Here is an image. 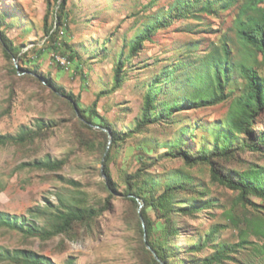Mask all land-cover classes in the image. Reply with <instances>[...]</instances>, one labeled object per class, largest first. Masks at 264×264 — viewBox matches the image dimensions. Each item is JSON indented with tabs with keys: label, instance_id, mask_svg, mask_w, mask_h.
I'll return each instance as SVG.
<instances>
[{
	"label": "rangeland",
	"instance_id": "374dc122",
	"mask_svg": "<svg viewBox=\"0 0 264 264\" xmlns=\"http://www.w3.org/2000/svg\"><path fill=\"white\" fill-rule=\"evenodd\" d=\"M180 1L62 0L63 26L58 27L61 8L55 0H0V37L6 34L23 59L36 60L20 64L7 57L0 38V133H16L23 126L37 131L26 143L0 145V210L52 227L54 216L67 203L95 209L92 218L76 220L67 231L47 238L0 225V246L33 249L54 264H154L145 250L138 203L127 190L144 183L159 195L169 185L184 183L174 190L175 208L169 214L178 230L166 236L170 264H201L223 243L233 250L215 264H264V234L254 227L264 217V200L249 195L244 203L239 190L213 176L214 166L231 177L262 170L264 153L246 148L230 157H215L214 164H189L168 154L180 144L193 151L213 148L234 98L244 91L245 78L235 70L225 100L205 106L189 101L203 89L197 72L209 52L222 51L227 44L231 64L245 60L264 75L262 55H250L237 35L236 18L246 0H218L210 10L204 9L206 0H199L187 16L134 49L147 24ZM54 29L55 38L50 35ZM55 40L59 48L47 51ZM63 57L70 61L68 66L61 63ZM121 60L123 82L114 88ZM17 64L28 70L16 69ZM36 65L45 77L80 93L85 106L105 91L98 110L108 119L111 134L88 128L68 99L56 94L45 77L33 74ZM156 79L157 111L171 106L173 113L135 131ZM38 120L46 125L40 128ZM255 129L264 130V111ZM240 138L250 141L251 136L241 133ZM47 156L59 166L28 164ZM138 170L141 177L131 184ZM194 205L204 207L189 213L178 210ZM151 216L160 219L155 211ZM153 237L165 235L159 230Z\"/></svg>",
	"mask_w": 264,
	"mask_h": 264
},
{
	"label": "trees",
	"instance_id": "16d2710c",
	"mask_svg": "<svg viewBox=\"0 0 264 264\" xmlns=\"http://www.w3.org/2000/svg\"><path fill=\"white\" fill-rule=\"evenodd\" d=\"M199 0H183L176 3L166 15L161 18H157L150 24H147L144 31L137 36L132 44V47L136 49L144 40L150 39L152 34L157 30L167 27L171 22L179 17L187 16L191 12V8L195 6V3ZM204 5L205 10H210L214 3L218 0H206ZM51 1H49L50 3ZM56 4L61 8L57 10L59 20H57L58 27L63 26L62 13L63 2L62 0H55ZM264 0H246V2L240 8L239 14L236 18L237 22V35L242 42L249 49L250 55H256L260 53L262 55V61L264 63V6L262 4ZM228 6V5H225ZM50 32V29L48 30ZM58 30L54 29L50 34L56 36ZM1 40L3 42L4 51L7 57L15 58L21 64L22 62H28L35 64V59H23L21 50L17 48L6 34H1ZM60 42L55 40L47 51L57 50ZM44 53V51H43ZM21 54V55H20ZM230 50L227 44L223 45L222 51L214 50L208 53L204 63L197 72V78L203 83V89L199 91L193 99H189L190 102L197 104V106H205L218 103L227 98L225 92L226 86L232 80V74L235 70H239L245 78L244 91L240 95L234 98L233 106L228 116L225 129L220 132L216 138V143L213 148L205 146L200 147L197 151H193L187 145L180 144L177 148L169 149L168 154L173 157H183L187 163L196 164L199 162H208L214 164L215 157H230L236 154V152L244 150L246 148H253L264 153V130L256 131V122L264 111V75L259 74L254 65H249L245 60H239L231 64ZM124 66V61L121 60L116 71V82L114 88L121 86L123 77L121 76V70ZM16 69L26 71L28 68L22 65L17 66ZM33 74L37 76H43L39 67L31 69ZM45 80L52 88V90L68 99L82 115L85 125L88 128L94 129V125L110 128L108 119L102 115L98 110L99 98L105 93L102 91L98 93L96 99L91 105L85 106L81 100V94H76L74 91L67 90L63 84L57 83L52 77H45ZM158 80L153 82L152 87L148 91L142 114L137 120L136 130L140 131L143 127L150 123H154L162 118H168L173 113V107L169 106L165 111H157L156 99L158 93ZM233 90H230L232 92ZM46 122L38 120V126L43 128ZM101 132H107L101 127H97ZM246 133L251 136L250 141L241 140L240 134ZM37 135V131L32 128L23 126L20 131L16 133H0V145H6L9 143H26L27 141L34 139ZM118 135L114 134V140H118ZM149 151V149H145ZM110 152L107 151L105 159H109ZM145 156V155H144ZM141 160H144L145 157ZM40 168H55L58 167V163L53 161L49 156L45 158L35 159L33 162L28 163ZM141 170H138L129 182L132 184L137 178L141 177ZM213 176L221 183L227 186L239 190V198L242 202H248L249 195H255L264 200V167L262 170L252 169L237 173L231 177L228 174L222 173L215 166L213 167ZM138 184V183H137ZM184 183L175 185H169L159 195L153 192V189H149L146 184L142 185H130L127 190L129 198L138 203L137 197L143 202L144 206L139 212L140 227L143 234L145 228L147 232V239L153 249L156 250L161 261L166 264H170V255L168 251L166 236L177 233V228L172 223L169 214L173 212L175 208L174 204V190L183 188ZM208 204V203H207ZM204 207V205H194L191 208L182 207L179 211L191 212L197 208ZM94 207L86 206L75 203H67L66 209L59 208L58 213L54 216L52 227L48 225L39 224L36 221L28 222L26 218L17 214H12L8 211L0 210V225L8 226L12 229L23 231L32 236H39L47 238L54 232L67 231L73 222L76 220L83 221L90 219L94 216ZM151 211H155L160 219L154 221L151 216ZM142 216V217H141ZM162 218H165L164 220ZM260 222L254 225L257 229V234H264V217L259 219ZM145 223V227L143 224ZM218 230V226H216ZM162 231V235H165L164 239L160 237H153L155 232ZM244 241L246 239H243ZM145 242V241H144ZM145 250L151 256L154 264H162L151 253V250L147 248L145 242ZM232 245L221 244L217 251L212 255L205 257L201 264H215L220 262L224 257L229 255L232 251ZM0 261H7L15 264H54L50 257L37 252L33 249L27 248H6L0 246Z\"/></svg>",
	"mask_w": 264,
	"mask_h": 264
},
{
	"label": "water",
	"instance_id": "95a60500",
	"mask_svg": "<svg viewBox=\"0 0 264 264\" xmlns=\"http://www.w3.org/2000/svg\"><path fill=\"white\" fill-rule=\"evenodd\" d=\"M17 66H19V65L17 64ZM76 110H77V109H76ZM77 111H78V110H77ZM81 117H82V116H81ZM82 119H83V117H82ZM94 126H95V127H101V128L104 129L105 131H108L109 134H111L110 130H109L108 128H106V127H102V126H98V125H94ZM110 142H111V141H110ZM137 200L139 201V212H141V209H142V207L144 206V202H143L139 197H137ZM141 217H142V216H141ZM143 224H144V227H145V223H144V221H143ZM144 238H145V242H146V245H147L148 249H150V250L152 251V253H153V255L155 256V258H156L157 260H159L162 264H166L165 262L161 261V259H160V257L158 256L156 250L153 249V248L151 247V245L149 244L148 239H147L146 228H145Z\"/></svg>",
	"mask_w": 264,
	"mask_h": 264
},
{
	"label": "built area",
	"instance_id": "2783aa9c",
	"mask_svg": "<svg viewBox=\"0 0 264 264\" xmlns=\"http://www.w3.org/2000/svg\"><path fill=\"white\" fill-rule=\"evenodd\" d=\"M58 58H59V56H58ZM60 61L65 66H68V64L70 63V61L67 59V57L60 58Z\"/></svg>",
	"mask_w": 264,
	"mask_h": 264
}]
</instances>
